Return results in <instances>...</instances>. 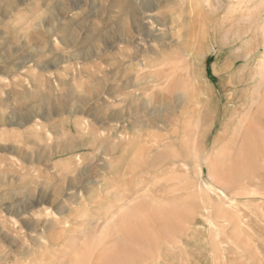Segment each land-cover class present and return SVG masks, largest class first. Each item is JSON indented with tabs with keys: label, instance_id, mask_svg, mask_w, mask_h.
Segmentation results:
<instances>
[{
	"label": "rangeland",
	"instance_id": "rangeland-1",
	"mask_svg": "<svg viewBox=\"0 0 264 264\" xmlns=\"http://www.w3.org/2000/svg\"><path fill=\"white\" fill-rule=\"evenodd\" d=\"M263 25L264 0H0V264H264L257 60L222 69L246 52L230 29ZM117 27L133 38L104 50ZM197 52L209 58L192 77ZM221 75L243 79L235 95ZM194 83L210 121L159 107ZM144 151L180 158L148 168Z\"/></svg>",
	"mask_w": 264,
	"mask_h": 264
},
{
	"label": "bare ground",
	"instance_id": "bare-ground-1",
	"mask_svg": "<svg viewBox=\"0 0 264 264\" xmlns=\"http://www.w3.org/2000/svg\"><path fill=\"white\" fill-rule=\"evenodd\" d=\"M147 9V8H146ZM149 9V8H148ZM153 10V9H152ZM153 11H155V10H153ZM144 14V13H143ZM136 15H138V14H136ZM142 15V14H141ZM148 15V14H147ZM153 16V15H152ZM139 18V16L137 17V19ZM134 19V18H133ZM256 20H258V17H255V21ZM158 21V20H157ZM159 21H163L162 19L161 20H159ZM168 21V20H167ZM207 21H209V20H207ZM213 21V20H212ZM215 21V20H214ZM135 22V21H134ZM146 22V21H145ZM169 22V21H168ZM168 22H166V23H168ZM170 22H171V20H170ZM140 23V22H139ZM162 23H164V22H162ZM246 23L248 24V25H251V24H256V23H253V19H252V17H247L246 18ZM144 24V23H143ZM119 25V24H118ZM159 25H160V23H159ZM163 25V24H162ZM166 25V24H165ZM138 26V25H137ZM144 26H146V25H144ZM158 26V25H157ZM123 27V26H122ZM240 26H237V27H232L231 29H230V31H232V33H233V40H235V41H237V42H239V40H240V42L242 43V44H244V46H246L245 48H246V52H244L243 54L241 53V54H239V55H237V58H239V57H242L244 60H243V63H242V65L240 66V68L237 66V62H232L231 64H229V65H227V63H223V65H222V69L223 70H226V72H228V69L230 68V67H232V68H230V71L231 72H233V73H235V72H237V71H239V70H243L244 72H243V74L244 75H246V73L247 72H249L250 70H247V69H250L249 67H250V65H251V63L253 62V61H255V60H257V68L252 72V84L249 86V89L251 88V90H253V92L255 93L254 94V96H253V98L255 99V101L257 100V99H260V100H264V25L263 26H260L261 27V32H259V28H257V29H251L250 28V32H249V34H245V38L244 39H242V33L240 32V29H241V27L239 28ZM133 28H135V27H133ZM148 28V27H147ZM145 29V28H144ZM134 30L135 29H133V32H134ZM214 30V29H213ZM137 31V30H136ZM156 32V31H155ZM154 32V33H155ZM229 32V31H228ZM115 33H116V35H115ZM137 33V32H136ZM140 34V33H139ZM147 34V33H146ZM153 34V33H152ZM261 34H263V38H261ZM114 35V36H113ZM113 35H112V37H111V41L109 40V38L107 39V41H106V43H105V48H104V50H106V49H108V48H111L112 47V45L114 44V43H116V42H125V41H130L132 38H133V36L129 33V32H127L126 30H123V29H121L120 27H117L116 28V31L115 32H113ZM136 35V34H135ZM145 35V34H144ZM150 35V34H149ZM157 35V34H156ZM156 35H155V37H156ZM164 35V34H163ZM161 36V35H160ZM257 37V38H254V37ZM196 37V36H195ZM154 38V37H153ZM162 38H164V37H162ZM170 38V37H169ZM135 39V38H134ZM136 39H138V38H136ZM160 39V38H159ZM162 40V39H161ZM160 40V41H161ZM165 40V39H164ZM164 40H162V41H164ZM134 41V40H133ZM166 41V40H165ZM191 41H194V39L193 40H191ZM198 41V40H197ZM137 43V42H136ZM191 43V42H190ZM190 43H189V46H190ZM194 46H196V44H194ZM191 48H192V46H191ZM190 48V49H191ZM200 49V48H199ZM263 49V50H262ZM183 50V49H182ZM213 50H215V49H213ZM184 51V50H183ZM187 51V50H186ZM201 51V50H200ZM199 52V51H198ZM195 53L193 56H192V63L190 64V65H192L193 66V69H192V72L190 71V74H193L192 75V77H195V75L197 74V68H198V66L200 65V66H203V62H206L207 60H208V56H206L205 57V55H204V60L203 59H201V57H200V55H199V53ZM99 52L97 51L95 54H98ZM95 54H92V55H90V56H93V55H95ZM186 54V53H185ZM188 54V53H187ZM90 56H87V57H90ZM171 59V58H170ZM166 63V62H165ZM189 65V64H188ZM191 66V67H192ZM170 67V66H169ZM174 67V66H173ZM187 67V66H186ZM176 68V67H175ZM182 68V67H181ZM180 68V69H181ZM188 68H190V66H188ZM163 69V68H162ZM172 70V69H171ZM187 71H188V69H187ZM187 71H186V73H187ZM170 72V71H169ZM230 72V73H231ZM177 73V72H176ZM179 74H180V72H178ZM173 74V73H172ZM178 74V77H177V79L174 77V79L173 80H171V81H168L169 82V84L168 85H166V87H168L169 86V88H168V90L169 89H174L175 87H176V84L181 80H184V75H179ZM166 75V74H165ZM177 75V74H176ZM227 75V74H226ZM240 75V74H239ZM167 76V75H166ZM190 76V75H189ZM221 77V82H220V90H221V88H222V91L223 90H225L226 89V87L227 86H233L234 87V91L231 93L232 95L234 94H236V91L238 90L237 89V84L238 83H240V82H243V79H241V78H234V79H231V80H226V77L225 78H223L224 76H220ZM237 77V76H236ZM241 77V76H240ZM130 80V79H129ZM170 80V79H169ZM153 81V80H152ZM128 84H124L125 86H128V87H130V86H134V84L136 85L137 84V82H133V81H128L127 82ZM160 83H157V86H160L159 85ZM137 86V85H136ZM101 87H102V83H97V85H96V89L94 90V92L95 91H97L98 93L100 92H102V91H104V90H102L101 89ZM165 87V88H166ZM171 87V88H170ZM194 90H193V93L191 92V90H189L188 88H184L185 90H187V91H190V93H189V95H184L185 96V98H183V97H180L179 95H177V96H175V95H170V96H163L162 98H160L159 100H158V103H159V107L162 109V107H163V109H165L166 111H168V113H171L172 115L173 114H178V113H180V117H183V116H181L183 113H185V111H186V113L187 112H195L196 111V116H198L200 113L201 114H203V116H205V120L206 121H210L211 120V118L213 117V115H210V106H211V104H214V100H213V103H211V100L209 101L208 99H206L205 97V99L203 98L202 99V95L204 94V93H206V92H204V91H206V89L204 90L203 89V85H199L198 83H194ZM211 89V88H210ZM161 90V89H160ZM215 89H212V91H214ZM114 92V91H113ZM210 92H211V90H210ZM97 93V94H98ZM261 93V94H260ZM113 94V93H112ZM138 94V93H137ZM136 94V95H137ZM142 94V93H141ZM221 94V93H220ZM115 95V94H114ZM113 96V95H112ZM138 97V96H137ZM139 99H141V96L139 95ZM225 99V98H224ZM229 101H231V103H236V101H234V96L233 97H231L230 96V98H229ZM142 104V103H141ZM192 104H194V105H196L195 107H197V110L199 109V111L197 112V110H195V109H190L191 108V106L190 105H192ZM146 105V104H145ZM143 106V105H142ZM148 106V105H147ZM145 107V106H144ZM144 107H143V109H144ZM213 107V106H212ZM258 107H259V105H258ZM202 108V111H200V109ZM247 108V107H246ZM61 109H63V110H65L64 109V107H62ZM135 109V108H134ZM215 108H213V111L216 113V111L214 110ZM117 110V109H116ZM136 110H138V109H136ZM239 110L240 111H244L245 109H243V107L241 108V107H239ZM258 110V109H257ZM70 111H72V112H76V111H82V109H81V107L80 106H78V107H75V108H72ZM156 111V110H155ZM156 112H158V111H156ZM227 112H228V110H227ZM99 113L101 114V112H98L97 113V115L96 116H98L99 115ZM192 113V114H193ZM191 114V113H190ZM189 114V115H190ZM106 115V114H105ZM162 115V114H161ZM188 115V114H187ZM261 115V114H260ZM259 115V116H260ZM123 116H124V114H123ZM167 116V115H166ZM178 116V115H177ZM104 117H108L110 120L112 119H115V120H117V119H119V118H121L122 117V114H120L118 111H115V112H113V113H111V114H109V115H106V116H104ZM126 117V116H125ZM156 117H158V116H156ZM199 117H200V115H199ZM185 118V117H184ZM193 118V117H192ZM171 119V118H170ZM176 119H177V117H176ZM204 119V118H203ZM176 123L178 122L177 120H175V119H173ZM182 120V119H181ZM180 121V120H179ZM190 121V120H189ZM124 122V121H123ZM184 122V121H183ZM236 122H240V121H236ZM172 123H174V122H172ZM185 124V123H184ZM238 125V124H237ZM173 126V125H172ZM182 126V125H181ZM216 126V125H215ZM185 128H187V127H185ZM196 128H198V127H196ZM189 130V129H188ZM168 131V130H167ZM184 132V131H183ZM198 132V134H196L197 136L195 137V139L193 138V140L195 141V143L197 144V142L198 141H200L201 139L202 140H204V138L207 136V133H206V131L205 132H199V131H197ZM220 132V131H219ZM175 134V133H174ZM150 135V134H149ZM166 136V135H165ZM175 136H176V134H175ZM184 136H185V140H186V142L188 141H190L191 140V133L190 134H188V133H186V134H184ZM194 136V135H193ZM142 137V136H141ZM149 137V136H148ZM160 137H162L161 135H160ZM164 137V136H163ZM159 138V137H158ZM157 138V139H158ZM218 138H219V136H218ZM151 139V138H150ZM161 139V138H160ZM184 139V138H183ZM144 140H145V138H144ZM163 140V139H162ZM143 141V140H142ZM151 141H154V140H151ZM158 141V140H157ZM175 140L173 139V142H174ZM162 142V144H163V141H161ZM168 142V141H167ZM178 142V141H177ZM182 142V141H181ZM170 143H172V142H170ZM208 143V142H207ZM148 144V143H147ZM146 144V145H147ZM155 144H157V143H155ZM158 144H159V142H158ZM194 145L195 146V149H196V153H198V155H202V153H204L205 152V150L206 149H204V148H200L199 146H198V144L197 145ZM205 144V143H204ZM141 145V144H140ZM139 145V146H140ZM149 145V144H148ZM147 145V146H148ZM166 145V147L168 148V146H167V144H165ZM171 145V144H170ZM175 145V144H174ZM202 145V144H201ZM136 146H138V145H136ZM145 146V145H144ZM147 146H145V147H147ZM151 146H152V144H151ZM173 146V145H172ZM103 147V146H102ZM140 147H142V146H140ZM148 147H150V146H148ZM147 147V148H148ZM155 147H157V146H155ZM137 148V147H136ZM175 148V147H174ZM180 148V147H179ZM157 149H159V148H157ZM173 149V148H172ZM137 150V149H136ZM160 150H162V149H159V151ZM165 150V149H164ZM147 151V150H146ZM167 151V150H166ZM181 151V153H180V155L181 156H185V157H188L189 155H187V150H186V145L185 146H183L182 147V149L180 150ZM145 152V151H144ZM172 152H174V151H172ZM142 153V152H141ZM145 153H147V152H145ZM168 153H170V152H168ZM167 153V154H168ZM143 155H144V153H143ZM142 155V156H143ZM166 153H164V152H157V153H155V154H152L151 153V151H148V153H147V155L146 156H143L144 157V161H142V162H144V165L145 166H148V168L149 167H153V168H156V167H160L163 163H165L166 161H165V159H179L180 157L179 156H175V157H173V158H166ZM170 156H171V154H170ZM143 157H141V158H143ZM136 158V157H135ZM139 158V157H138ZM136 160V159H135ZM138 160H140V159H138ZM121 161V160H120ZM127 161H129V160H127ZM131 161V160H130ZM141 161V160H140ZM125 163H126V161H125ZM135 163H137V162H135ZM139 163V162H138ZM141 165H143V163L141 164ZM141 165H138L137 166V168L139 167V166H141ZM208 166V165H207ZM163 167V166H162ZM134 168V167H133ZM126 169V168H125ZM130 169V168H129ZM160 169V168H159ZM139 170V169H138ZM158 170V169H157ZM167 170V169H166ZM130 172V171H129ZM137 172V171H136ZM135 172V173H136ZM201 172L202 173H204L205 172V167H203V168H201ZM123 173V172H122ZM123 175H125L124 173H123ZM113 177V176H112ZM123 180V179H122ZM125 180V179H124ZM94 182V181H93ZM86 183V182H85ZM208 186H210V189H214L213 188V186L211 185V184H207ZM223 193V195L224 196H226V193H225V191L224 192H222Z\"/></svg>",
	"mask_w": 264,
	"mask_h": 264
}]
</instances>
